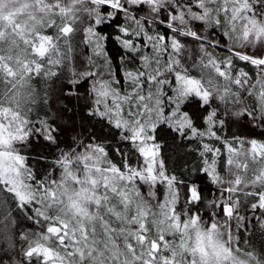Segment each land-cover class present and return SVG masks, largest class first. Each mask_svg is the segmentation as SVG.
I'll return each mask as SVG.
<instances>
[{
	"label": "snow or ice",
	"instance_id": "obj_1",
	"mask_svg": "<svg viewBox=\"0 0 264 264\" xmlns=\"http://www.w3.org/2000/svg\"><path fill=\"white\" fill-rule=\"evenodd\" d=\"M161 125L194 146L188 175ZM250 217L264 222V0H0V264H264L241 240Z\"/></svg>",
	"mask_w": 264,
	"mask_h": 264
},
{
	"label": "trees",
	"instance_id": "obj_2",
	"mask_svg": "<svg viewBox=\"0 0 264 264\" xmlns=\"http://www.w3.org/2000/svg\"><path fill=\"white\" fill-rule=\"evenodd\" d=\"M79 39V37L77 38ZM84 51L83 49H78L77 52H82ZM215 54H218V56L222 57L224 55H220L217 50H214ZM113 57V63L115 64L116 57L119 55V53L113 49L112 52L110 53ZM95 59V57H93ZM99 63V61H97ZM132 65L125 64L124 68H121L117 74V79H120V74L123 73L126 69H130ZM138 67V65H137ZM123 80H121V84ZM232 132H236L239 134L240 129L237 127H233ZM227 130L225 131V135H227ZM157 135L159 137V143L162 146V151L163 154L167 157V164L169 165L170 170L174 171L178 176H180L181 173L184 175H188V169L193 168L197 163L198 160L196 158V154L193 152V147L190 146L188 148H181L177 149L176 144L177 142H174L172 137L173 133L168 131V128L166 125H161L160 128L158 129ZM187 143V142H185ZM61 147H65V145H62ZM35 149V151H33ZM28 153L34 158L33 163L35 164V160L38 159L39 157L37 156V153H43L44 155L47 156V164L52 165V161L54 160V156L48 155V150L41 144L40 146H37L36 144H33L29 147L27 150ZM183 156V159L180 157ZM44 168L41 166V171H43ZM51 173V177L53 179H58L59 173L57 171H52L49 169ZM182 178V177H181ZM212 190V192H215V187L212 185H209L207 183L204 184V190L207 193L209 190ZM163 191V189H161ZM203 214V210H202ZM206 218V217H205ZM20 229L22 231L27 230V231H37L38 226L32 224L31 221H22L20 223ZM250 239L251 242L253 243L257 253L260 252L261 248H264V222H256L254 220H251V217L249 218V222L247 225V230L242 231L241 234V240H246ZM244 247L247 248V244H244Z\"/></svg>",
	"mask_w": 264,
	"mask_h": 264
},
{
	"label": "rangeland",
	"instance_id": "obj_3",
	"mask_svg": "<svg viewBox=\"0 0 264 264\" xmlns=\"http://www.w3.org/2000/svg\"><path fill=\"white\" fill-rule=\"evenodd\" d=\"M216 50H217V52H218L220 55H224V56H226V55L228 54V53H227L226 51H224L223 49H216ZM122 83H123L124 87L127 88V82L123 80Z\"/></svg>",
	"mask_w": 264,
	"mask_h": 264
}]
</instances>
